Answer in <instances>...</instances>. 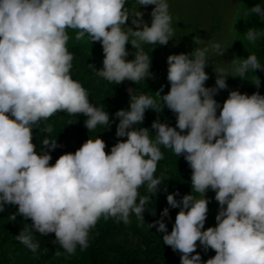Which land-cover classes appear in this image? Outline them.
I'll list each match as a JSON object with an SVG mask.
<instances>
[{"label":"clouds","instance_id":"9594fccd","mask_svg":"<svg viewBox=\"0 0 264 264\" xmlns=\"http://www.w3.org/2000/svg\"><path fill=\"white\" fill-rule=\"evenodd\" d=\"M136 3L140 8L155 5L151 26L144 22V13L129 12L128 0H0V212L17 206L10 219L19 215L31 220V228L16 239L33 253L39 248L33 243L34 232L54 233L64 253L74 255L78 245L81 250L89 247V233L101 217L130 225L134 214L138 226L143 224L151 198L139 197L138 190L146 185L148 193L159 192L162 178L155 173L163 159L162 145L188 163L192 194L180 201L178 192L167 195L168 205L180 208L170 234L163 220L168 208L149 227L164 233L163 243L181 254V264H202L198 242L205 251L216 252L206 264H264V95L231 91L217 116L221 106L214 96L227 89L228 74L221 69L216 87H205L208 47L168 56L171 87L166 95H161L163 88L155 93L159 100L130 94V109L115 113L116 136L126 140H118L110 154L103 139L89 138L74 154L61 155L50 166L52 156L45 149L55 150L57 140L45 138L39 153L33 143V129L45 122L50 134L53 127L46 122L58 112L83 114L89 131L110 122L108 112L94 106L71 76L69 29L77 42L87 37L92 44L101 43L103 68L96 74L107 82L138 83L152 76L141 44L166 46L174 35L172 16L167 0ZM249 11L264 22L260 4ZM130 19L142 30L126 27ZM261 35L250 28L244 37L255 44ZM129 42L138 50L132 61L125 59ZM211 50L224 55L219 43L211 44ZM239 60L230 65L240 78L264 70L254 53ZM254 84L259 88L260 78ZM164 107L176 115L175 127L154 121V140L148 128L135 127L143 124L147 110L159 113ZM209 188L216 193L219 211L216 226L204 230Z\"/></svg>","mask_w":264,"mask_h":264},{"label":"trees","instance_id":"16d2710c","mask_svg":"<svg viewBox=\"0 0 264 264\" xmlns=\"http://www.w3.org/2000/svg\"><path fill=\"white\" fill-rule=\"evenodd\" d=\"M245 1V20L242 33L239 39V51L235 57L238 64L239 59H247L251 53H254L264 66V22L260 17L249 11L250 8L260 4L264 7V0H244ZM250 28H255L262 35L255 44L249 43L244 34ZM70 37L67 47L70 53L74 55L73 68L71 76L74 80L80 82L87 90L90 102L97 107L108 112L110 116L109 125H97L96 129L88 130L85 127L86 116L77 114L70 116L63 112H58L46 122L53 127V131L48 134L45 132V122H41L38 128L33 129V143L37 146L38 153L43 149L42 141L45 138L57 140L58 147L55 150L45 149L52 156L50 166H54L56 160L64 154L75 153L89 138L95 140L101 138L106 142V153L110 154V149L118 140L116 130L119 119L115 113L119 110L130 109V94L132 96L141 93L155 97V93L163 88L161 95H166L171 85L160 83L162 74V50L159 46L142 44L141 48L149 56L150 68L149 74L152 76L142 79L135 83L124 81L122 84L109 83L96 74L97 70L103 68V50L101 43L92 42L85 37V41L77 42L75 32L68 30ZM129 55L126 61L135 59L137 49H132L126 45ZM89 65L94 66L90 67ZM260 78L261 85L257 88L254 82ZM228 85L227 93L238 90L242 94L249 96L259 91L264 95V70L258 72L249 71L245 78L228 76L226 79ZM131 90V93L129 92ZM163 107L162 101L160 102ZM159 120L170 127L176 126V115L167 107H164L159 113L147 110L143 124H138L137 129L144 127L150 130V137L155 139V130L151 125ZM35 127V126H34ZM179 131V129H177ZM186 134V133H183ZM160 149L163 153V159L158 162L155 176L162 178L159 185V192L155 194L148 193L147 186H142L139 191V197L150 196L149 204L145 205V221L139 225L134 214L130 216L131 224L124 225L123 222L116 223L114 218L105 220L99 219L96 226L89 233V247L81 250L78 245L74 255H67L55 241V234L41 236L39 233H32L33 243H38L39 248L33 253L24 244L20 243L16 237L22 230L31 228V220H25L22 216H16L15 221L10 217L17 212V206H5L3 212H0V264H181L179 252H174L171 247L163 243L164 233L157 231V227L150 228L149 224L161 219V214L165 208L169 209V216L164 217L168 233L170 234L175 223V218L180 208H171L167 203V195L179 193L176 196L180 201L184 195H191V175L192 170L183 156H176L172 150ZM167 189V191H165ZM197 199H201V194L193 193ZM139 197L137 204L139 203ZM208 226L205 224V229ZM199 245V242H198ZM60 252V256H56Z\"/></svg>","mask_w":264,"mask_h":264},{"label":"rangeland","instance_id":"374dc122","mask_svg":"<svg viewBox=\"0 0 264 264\" xmlns=\"http://www.w3.org/2000/svg\"><path fill=\"white\" fill-rule=\"evenodd\" d=\"M169 3V12L172 16V28L174 35L170 38L166 46L157 44L162 50V74L160 83L170 85L167 80V58L173 54H190L195 48L208 47L210 51L207 53L208 64L205 68L209 75V80L205 82L206 88L216 87L217 73L221 69L225 70L228 76H236L237 73L232 70L231 63L236 59L235 55L239 51V39L245 20V1L244 0H167ZM130 13L142 12L143 20L151 26V12L155 5L141 7L136 0H128ZM136 18V17H132ZM126 27L137 29L129 20ZM126 30V29H125ZM199 37V43H194V37ZM219 43L224 50V55H217L211 50V44ZM129 45L135 49L131 43ZM142 45V44H141ZM238 64V62L236 61ZM217 72V73H216ZM229 94L226 90H220L214 96V99L220 104L221 108L217 111L219 116L224 101ZM216 193L208 189L205 198L209 200L208 214L206 225L209 227L216 226V215L219 211V204L215 200ZM200 198H204L201 194ZM207 230V228H206ZM197 253L202 257V264H206L209 258H214L216 252L209 249L205 251L202 246L198 245ZM196 253H193L195 255Z\"/></svg>","mask_w":264,"mask_h":264}]
</instances>
